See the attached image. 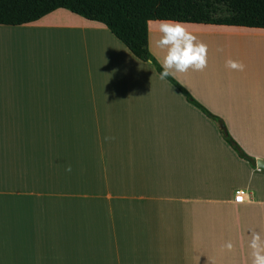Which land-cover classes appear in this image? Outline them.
<instances>
[{"label": "crops", "instance_id": "crops-1", "mask_svg": "<svg viewBox=\"0 0 264 264\" xmlns=\"http://www.w3.org/2000/svg\"><path fill=\"white\" fill-rule=\"evenodd\" d=\"M159 22L148 23L158 62ZM183 26L212 36L218 56L172 77L254 165L103 25L57 10L0 27L29 35L0 44V264H252V236L264 241V54L239 45L263 48L264 30Z\"/></svg>", "mask_w": 264, "mask_h": 264}, {"label": "trees", "instance_id": "trees-1", "mask_svg": "<svg viewBox=\"0 0 264 264\" xmlns=\"http://www.w3.org/2000/svg\"><path fill=\"white\" fill-rule=\"evenodd\" d=\"M57 10L103 25L136 59L149 62L158 75L160 64L148 49L149 22L170 20L264 30V0H0V26L30 25ZM165 80L218 127L223 140L240 159L254 165L218 117L194 100L173 77Z\"/></svg>", "mask_w": 264, "mask_h": 264}, {"label": "clouds", "instance_id": "clouds-1", "mask_svg": "<svg viewBox=\"0 0 264 264\" xmlns=\"http://www.w3.org/2000/svg\"><path fill=\"white\" fill-rule=\"evenodd\" d=\"M154 45L163 53L159 60L161 80L172 77L176 73H186L190 69L201 71L206 67V46L196 43V37L180 22L161 20L158 23ZM227 66L243 69L242 64L231 60L227 62ZM67 170L70 171L71 168ZM249 248L252 250V264H264V241L259 234L252 236Z\"/></svg>", "mask_w": 264, "mask_h": 264}, {"label": "rangeland", "instance_id": "rangeland-1", "mask_svg": "<svg viewBox=\"0 0 264 264\" xmlns=\"http://www.w3.org/2000/svg\"><path fill=\"white\" fill-rule=\"evenodd\" d=\"M0 27H4V26H0ZM28 37H29L28 33L23 34V33L19 32V31L10 32V31H6V30H0V44L2 45V47H5L3 49L11 48V47L5 46V44H11L12 45L14 43L15 45H17L24 38L27 39ZM208 37H212V36H207L206 38L203 37V38H200V39L196 40V43L204 44L206 46V50H207L206 51V64H208L210 60H213V57L218 56L215 53V52L218 51V49H216V45H214L215 44V40L209 39ZM239 46L243 47V50L245 49V46H243V45H239ZM2 47H0V48H2ZM7 50H8L7 52L10 53V54L14 53V52L10 51L9 49H7ZM243 50L241 48L239 49V53H241L242 55H244V54H264V47L260 48V49L259 48H254V49H250V50H247V51H243ZM220 51H221V49H219V52Z\"/></svg>", "mask_w": 264, "mask_h": 264}, {"label": "built area", "instance_id": "built-area-1", "mask_svg": "<svg viewBox=\"0 0 264 264\" xmlns=\"http://www.w3.org/2000/svg\"><path fill=\"white\" fill-rule=\"evenodd\" d=\"M243 200H244L243 192H236L234 202L239 204L242 203Z\"/></svg>", "mask_w": 264, "mask_h": 264}, {"label": "water", "instance_id": "water-1", "mask_svg": "<svg viewBox=\"0 0 264 264\" xmlns=\"http://www.w3.org/2000/svg\"><path fill=\"white\" fill-rule=\"evenodd\" d=\"M256 166L257 168L264 170V161L256 160Z\"/></svg>", "mask_w": 264, "mask_h": 264}]
</instances>
